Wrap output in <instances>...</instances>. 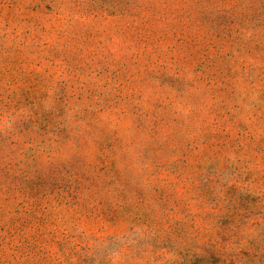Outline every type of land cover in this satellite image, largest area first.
<instances>
[{"label": "rangeland", "instance_id": "374dc122", "mask_svg": "<svg viewBox=\"0 0 264 264\" xmlns=\"http://www.w3.org/2000/svg\"><path fill=\"white\" fill-rule=\"evenodd\" d=\"M0 264H264V0H0Z\"/></svg>", "mask_w": 264, "mask_h": 264}]
</instances>
